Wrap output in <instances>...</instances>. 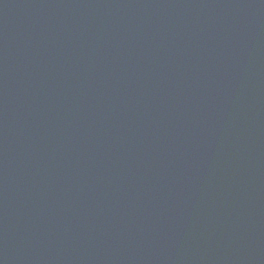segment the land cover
<instances>
[{"label":"water","instance_id":"95a60500","mask_svg":"<svg viewBox=\"0 0 264 264\" xmlns=\"http://www.w3.org/2000/svg\"><path fill=\"white\" fill-rule=\"evenodd\" d=\"M0 264H264V0H0Z\"/></svg>","mask_w":264,"mask_h":264}]
</instances>
